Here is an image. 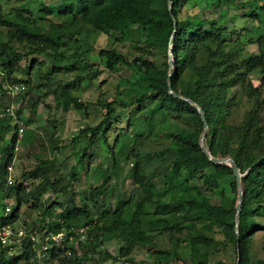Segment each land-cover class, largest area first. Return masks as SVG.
Here are the masks:
<instances>
[{
  "label": "trees",
  "instance_id": "obj_1",
  "mask_svg": "<svg viewBox=\"0 0 264 264\" xmlns=\"http://www.w3.org/2000/svg\"><path fill=\"white\" fill-rule=\"evenodd\" d=\"M170 1L172 13L169 12L168 0H62L58 5L40 1L35 13L29 6L8 13L0 12V218H3L4 224L15 220L23 201L36 202L48 191H69L78 179L77 166L72 167L67 177H51L50 168L42 162L33 169L23 171L12 183L7 181L6 166L12 158L17 123L6 108L11 101L25 98L23 90L14 98L8 91L10 86L24 83L14 74L21 62L25 61V65L33 64V61L41 64V57H52L55 61L64 58L60 50L64 41L76 40L75 35L88 33L90 29L105 34L119 32L121 37L116 39L123 41V37L129 38L136 51L129 58L117 48L98 50L107 70L112 71L119 63H126L137 75L133 85H137L139 91L127 101L100 102L106 110L103 119L95 126L83 129L84 133L87 132V140L75 152L78 157L76 164L81 170L84 168L83 155L88 154L94 136L102 126L103 141L110 143L108 153L112 166L96 167L101 177L100 184L82 192L84 202L81 205L76 204L75 193L71 192L67 205L57 212L53 204L36 207L40 216L30 221V227L50 235L62 233L59 245L53 238L45 242L48 244L45 251L47 261L56 260V264H102L106 259H116L107 250L99 249L106 241L121 238L124 246L120 253L125 254L137 243L147 244L152 239L151 232L192 228L196 234L184 238L189 262L185 259L178 261L182 260V254L178 252L177 244L175 250H155L157 264H164L161 259L168 262L173 256L175 264H225L222 260L211 263L210 258L215 250H219L217 247L225 248L227 245L236 250L234 264L237 263L238 251L239 264H264V257L252 252L257 233H264V0H247L244 4L248 9L246 20L253 21L249 29L245 26L230 28L219 17L203 16L186 7L188 0ZM204 1L206 6L211 4V0ZM218 1L222 15L234 2ZM47 15L52 17L47 19ZM172 16L176 19L172 89L202 108L208 128L204 142L209 152L216 157L231 156L243 173L249 168L242 177L238 244L234 230L237 185L232 168L225 163L212 162L202 152L199 138L204 123L198 110L187 100L168 91ZM245 43L255 44L257 51L242 57ZM98 73L96 70L93 75ZM253 73L258 84L250 78ZM61 96L63 109H81L87 105L79 100L73 101L66 88ZM117 102L121 108L129 109L127 127L134 135L143 138L145 133L150 134L145 131V125L151 128L158 125L162 127L165 139L170 140L167 150L173 151L164 174L163 188H175L176 198L167 201L157 198L161 191L142 161L158 151L151 149L142 153L138 149L133 156L129 176L140 187L143 197L111 209L112 188L109 182L116 174L118 155L113 148L116 138L111 143L107 132L112 125L119 124L117 117L112 121ZM242 105L243 110L240 111ZM35 113V108L31 107L30 117L24 123L33 122ZM16 115L19 118V110ZM175 119L189 121L193 128L188 130L176 125L173 123ZM10 132L14 133L7 140ZM26 136L27 132L24 143ZM26 181H31L34 186L29 188L25 185ZM4 199L15 203L10 215L7 214L10 208L6 211ZM148 204L152 210L147 209ZM150 214L152 217L145 219ZM198 222L218 227L223 238L218 239L196 229ZM80 228H86L84 241L79 240L76 233ZM76 241L83 249L80 254L74 248ZM21 243L24 251L18 255L9 253L8 246L1 247L0 264H18L21 260L25 264H39L31 239H22Z\"/></svg>",
  "mask_w": 264,
  "mask_h": 264
},
{
  "label": "rangeland",
  "instance_id": "obj_2",
  "mask_svg": "<svg viewBox=\"0 0 264 264\" xmlns=\"http://www.w3.org/2000/svg\"><path fill=\"white\" fill-rule=\"evenodd\" d=\"M40 1L45 3L52 2L54 5L62 2V0H0V12L8 13L16 11L22 6H29L33 8L35 13ZM246 1L234 0L233 3L229 4L228 11L224 15L220 13L221 5L218 0H211L209 6H206L204 0H188L186 7L192 8L203 16L210 18L219 17L230 28L241 29L245 26L249 29L253 21L251 19L246 20L245 13L248 11L244 5ZM46 17L50 19L52 16L47 15ZM75 37L76 40L64 41L65 44L60 47L64 58H57L58 60L55 61L52 57H41V64L33 61V64L25 65L24 63L26 62L22 61L20 68L14 73L15 76L25 83H23L24 85L28 84L30 89H27L26 85V89L22 91V93H25V98L17 102L11 101V109L15 114H17V110L20 111V119L23 123L24 120L30 117L31 107L35 108L36 113L33 122L24 123L27 132L26 141L20 144L16 152V159L11 173L12 180L18 179L23 171L33 169L42 162L50 168L51 177H67L72 167L77 166L78 179L73 182L71 190L66 192L48 191L36 202L23 201L19 206L15 220L11 223L13 229L22 228L26 233V236L18 239L19 242H17L12 255L23 253L24 249L21 247L22 239H31L33 242L32 249L39 264H56V260L47 261L46 259L47 254L43 244L48 241L46 240L48 234L44 233V230L32 229L29 225L32 219L40 216L36 207L53 204L55 207L54 211L57 212L67 205L71 192L75 193L76 204L81 205L84 202V200L82 201V192H86L91 186L100 184L101 177L96 167L110 168L112 166V159L108 153L110 143L103 141L101 136L102 126L95 134L93 146L88 151V154L83 155L84 168L81 170L79 165L76 164L78 157L75 152L79 151L87 140V132L84 133L83 129L86 126H95L103 119L106 110L100 102L119 99L127 101L131 97L136 96L139 91V87L133 85L137 75L126 63H119L114 70L110 71L104 68L98 54L99 49L117 48L124 52L127 57H133L136 51L131 46L129 38L123 37V41L117 40L121 37L119 32L112 31L109 34H105L96 29H90L88 33L77 34ZM255 51H257L255 44L245 43L241 56L248 57L250 53ZM30 58L28 59L30 60ZM96 70L99 73L93 75ZM250 78L254 84H258L255 73L251 74ZM67 82H70V84L66 86ZM64 88L67 89L73 101L84 102L87 104L86 107L81 109H63L60 105V100L62 99L61 92ZM11 96L14 98L16 94H11ZM114 107L115 112L112 121H115V117H117L119 124L112 125L107 132L111 143L116 138V144L113 145V148L116 155H118L116 174L112 176L109 182L112 188L111 209L126 201L133 203L143 197L140 187L134 184L129 176V170L134 161L133 156L138 149H141L142 153L151 149L158 151L142 161L148 175L161 191L157 198L164 201L170 200L172 197L176 198L178 194L175 188H163L164 174L168 170L172 157L170 152L173 149L167 150L170 140L165 139L166 135L163 134L162 127L154 125L151 128L145 125V131H149L150 134L145 133L147 137L144 135L143 138H140V136L132 133L131 128L127 127L129 109L121 108L118 102L115 103ZM239 110H243V105ZM173 123L188 130L193 128V124L189 121L175 119ZM13 133L10 132L7 135V140H10ZM31 145L33 146L30 147ZM25 185L32 188L34 183L26 181ZM87 202L92 203L89 200ZM4 203L7 208H10L9 211L6 210L8 211L7 214L10 215L15 203L11 199H4ZM147 207V209L152 210L150 204ZM91 208L94 211V208ZM148 217L150 218L152 215H146L145 219ZM196 226V229L208 235L218 239L223 238L220 229L211 223L198 222ZM194 234H196V230L192 228L163 233L151 232L152 239L147 244L137 243L125 254L120 253L121 248L124 246L123 241L121 238H115L104 242L99 249L107 250L116 259H106L101 263L157 264L155 250L165 248L175 250L177 244H179L178 252L182 254V260L178 261L182 262L185 259L189 262L188 249L185 248L184 238ZM53 240L59 245L62 235L57 236ZM74 248L78 254L83 250L78 241L74 242ZM217 248L219 250H215L211 255V263L222 260L225 264H234L237 256L234 248L229 245L225 248H221V246ZM252 252L259 257H264V233L261 231L255 237ZM129 258L132 260H129ZM175 260L173 256L168 262L162 259L160 261L164 264H175ZM18 264H25V262L21 260ZM87 264L91 263L87 262Z\"/></svg>",
  "mask_w": 264,
  "mask_h": 264
},
{
  "label": "built area",
  "instance_id": "obj_3",
  "mask_svg": "<svg viewBox=\"0 0 264 264\" xmlns=\"http://www.w3.org/2000/svg\"><path fill=\"white\" fill-rule=\"evenodd\" d=\"M25 89V85L24 84H14L12 86L9 87V93L10 94H17L18 92L22 91ZM6 111L11 114L13 116V118L16 120L17 123V128H16V132H15V142L13 144V148H12V158L10 159L9 163L6 166V170H7V181L8 183H12V177H11V173L13 170V163L16 159V152L20 146V144L24 143V134L26 132L25 130V124L23 123V121L20 119L21 117L18 116L14 113V111L11 109V106L9 105V107L6 108ZM1 157H0V164H1ZM9 208H7L8 210ZM3 218H0V248L3 246H8V252L9 253H13L17 242H19L18 239L26 236L25 231L20 228V229H13V227H11V224L6 223L4 224L3 222ZM85 230L86 228H80L78 231H76L77 234H79V240L84 241L85 240ZM62 233H58L57 235H50L48 234L46 237V240L48 238H53L55 239L57 236H61ZM43 248L46 250L47 249V244L44 243L43 244Z\"/></svg>",
  "mask_w": 264,
  "mask_h": 264
},
{
  "label": "water",
  "instance_id": "obj_4",
  "mask_svg": "<svg viewBox=\"0 0 264 264\" xmlns=\"http://www.w3.org/2000/svg\"><path fill=\"white\" fill-rule=\"evenodd\" d=\"M168 4H169V12L172 13L171 1L170 0H168ZM173 23H174L173 24V34H172V36L170 38V41H169V72H168V79H167L168 91L171 94H173L174 96H176V97H179L181 99L187 100L191 105H193L198 110V112L200 114V117H201V119H202V121L204 123V130H203V132H202V134L200 135V138H199V144H200V148H201L202 152L212 162L225 163V164L229 165L232 168L233 174H234L235 179H236V185H237V201H236V205H235L236 213H235L234 230H235V233L237 235V244H238L239 243L238 242L239 241L238 240V235H239V232H238L239 214H240V211H241V202H242V195H243L242 177L245 176L248 173L249 168L243 173V172L240 171L239 167L237 166L236 161L231 156L216 157V156H213L209 152V150L205 146V142H204V137H205V135L207 133L208 128H207L205 114H204L202 108L197 103H195L193 100L175 93L174 90L172 89V85H171V74H172V71H173L172 49H173V35H174L175 30H176V19L174 17H173ZM236 264H239V251H238V258H237V263Z\"/></svg>",
  "mask_w": 264,
  "mask_h": 264
}]
</instances>
